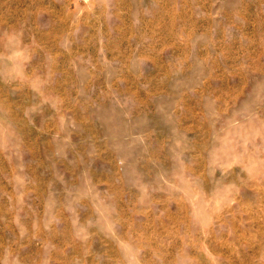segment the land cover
<instances>
[{"label":"rangeland","instance_id":"1","mask_svg":"<svg viewBox=\"0 0 264 264\" xmlns=\"http://www.w3.org/2000/svg\"><path fill=\"white\" fill-rule=\"evenodd\" d=\"M0 264H264V0H0Z\"/></svg>","mask_w":264,"mask_h":264}]
</instances>
